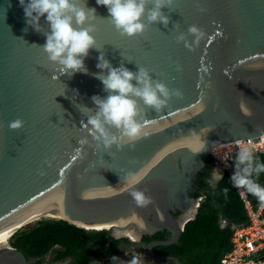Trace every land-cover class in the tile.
<instances>
[{
  "label": "water",
  "instance_id": "1",
  "mask_svg": "<svg viewBox=\"0 0 264 264\" xmlns=\"http://www.w3.org/2000/svg\"><path fill=\"white\" fill-rule=\"evenodd\" d=\"M76 3L96 29V47L84 60L87 72L72 74L43 50L50 32L45 17L39 25L26 22L19 0H0V234L46 213L63 215L85 230L105 223L118 233L130 228L137 240L167 230L170 236L148 242L143 255L181 264L152 251L176 242L197 213L193 204L173 216L174 201L196 185L212 147L264 136V0H166L161 8L166 25L147 20V9L154 7L148 3L141 21L146 27L132 37L115 29L108 9L96 0ZM191 26L198 32H189ZM101 55L113 67L134 73L146 68L153 84L162 82L170 92L159 111L131 97L147 135L120 148H104L85 127L97 112L92 97L109 94L96 78ZM16 119L23 124L14 130L9 124ZM191 130L204 141L198 153L185 139ZM159 170L167 174L163 194L150 183ZM136 189L153 203L137 207L130 195ZM133 212L139 223L131 220ZM0 264L30 261L9 242L0 245Z\"/></svg>",
  "mask_w": 264,
  "mask_h": 264
},
{
  "label": "clouds",
  "instance_id": "2",
  "mask_svg": "<svg viewBox=\"0 0 264 264\" xmlns=\"http://www.w3.org/2000/svg\"><path fill=\"white\" fill-rule=\"evenodd\" d=\"M165 2L166 0H96L98 5L108 9L115 29L121 35L129 37L144 31L146 25L141 21L148 3H153L154 7L147 9V20L162 22L166 25L168 18L161 13ZM167 2L170 3L171 0H167ZM19 4L24 10L26 22L32 20L35 25H39L40 17H45L49 24L50 32L46 35V43L42 46L48 59L61 65L63 72L86 73L84 60L89 51L96 47V39L93 35L96 29L89 22L90 18L86 12L77 7L76 0H28L27 4H25V0H19ZM91 11L95 13L94 8ZM34 13L35 17H33ZM35 30L39 32L40 28L36 27ZM189 32L197 33L198 29L196 26H191ZM179 39H183V36L178 37ZM98 60L96 67L100 69V72L96 74V78L101 80L104 89L109 94L103 99L99 96L92 97L97 112L88 118L85 127L88 135L102 143L104 148H110L114 144L120 148L122 143L136 141L147 135L146 125H142L136 119L139 115L137 101L131 97L142 98L145 105L152 106L159 111L166 104V100L162 97H169L170 92L162 82L153 84L146 68L140 67L134 73L123 66L113 67L109 61L104 59L103 55ZM134 80L135 84L132 83ZM172 93L176 96L182 95L175 89L172 90ZM247 114L251 115L250 112ZM22 124L21 119H16L10 122L9 127L15 130L21 128ZM111 128L118 130L120 135L114 134ZM205 129H202L201 133ZM207 129H211V127ZM201 133L198 134L195 130H191L190 135L185 138L192 146L193 152L198 153L204 148ZM85 142L80 141V143ZM237 159L240 164H247V166L243 168L242 174H233L234 185L246 187L248 192L264 202V186L257 182L260 173L264 172V164L255 163L253 165L255 156L249 147H242ZM216 176L217 179L223 178L218 173ZM224 191L227 193L228 190L224 189ZM130 195L139 208H146L153 203V198L146 195L145 191L132 190ZM131 220L139 223L134 212ZM112 259L117 258L113 257ZM141 259L142 255L139 254L128 264H138V260Z\"/></svg>",
  "mask_w": 264,
  "mask_h": 264
},
{
  "label": "trees",
  "instance_id": "3",
  "mask_svg": "<svg viewBox=\"0 0 264 264\" xmlns=\"http://www.w3.org/2000/svg\"><path fill=\"white\" fill-rule=\"evenodd\" d=\"M255 163L264 164V151L255 152ZM237 154H230L231 167L243 173L247 164H240ZM205 165L196 177L197 191L194 198L203 195L204 199L197 208L195 217L184 224L178 240L169 245H156L152 248L157 255L176 257L181 264H219L220 258L231 248L232 226L246 222L243 203L236 192L230 177L225 173L222 179L210 183L213 172L211 154L203 157ZM264 186V172L257 181ZM224 189H227L225 193ZM246 189V187H245ZM250 202L255 205L259 199L246 189ZM49 217V216H48ZM42 218V217H41ZM226 223L223 227L220 220ZM28 225V224H27ZM26 226V225H25ZM18 229L10 238L11 246L19 249L30 264H41L49 252L50 262L69 259L68 264H92L99 257L118 258L120 246L132 243L124 237L114 238L105 230H85L63 219H41L28 227ZM168 231H157L144 235V243L152 239H167ZM116 260V259H115ZM174 264L173 261H161ZM138 264H157L139 261Z\"/></svg>",
  "mask_w": 264,
  "mask_h": 264
},
{
  "label": "built area",
  "instance_id": "4",
  "mask_svg": "<svg viewBox=\"0 0 264 264\" xmlns=\"http://www.w3.org/2000/svg\"><path fill=\"white\" fill-rule=\"evenodd\" d=\"M242 147H249L253 153L264 151V137L242 138L220 143L211 148L210 154L217 167V173H225L232 177L236 172L228 162L230 154H237ZM233 186L243 203L246 212V222L232 227L230 237L231 248L220 258L219 264H264V202L253 205L246 193L245 187ZM204 196L197 197L194 208L197 210Z\"/></svg>",
  "mask_w": 264,
  "mask_h": 264
},
{
  "label": "flooded vegetation",
  "instance_id": "5",
  "mask_svg": "<svg viewBox=\"0 0 264 264\" xmlns=\"http://www.w3.org/2000/svg\"><path fill=\"white\" fill-rule=\"evenodd\" d=\"M217 180V176H216V174L214 173V168H213V172H212V174H211V176H210V178H209V182L210 183H215V181ZM167 174L166 173H164V172H162V170H159L156 174H154L153 176H152V179H151V181H150V183L151 184H153L154 185V187H155V185H156V187H155V189L157 190V191H159L160 193H164V191L166 190V188H167ZM152 186L150 185V188H151ZM153 188V187H152ZM154 188H153V190H155ZM197 191V185H191L190 187H189V189L187 190V194H186V196H185V198H183V199H181L180 201L179 200H175L174 201V208H175V211L173 212V216H175V217H178L182 212H184L183 210H184V208H191L192 206H193V204H195V199L197 198H194V194H195V192ZM190 212V211H189ZM160 231H165V230H160ZM167 231V230H166ZM154 233H156V232H154ZM153 233V234H154ZM153 234H143L142 236H141V238L139 239V240H136V241H133V242H131L132 244L129 246V247H135V249H136V252H137V254L139 255H142V257L143 258H145L146 260H144V261H148L149 263H154L153 261H150L147 257H145L144 255H143V247L148 243V242H150V241H153V240H164V239H152V240H150V241H148V242H146V243H144L143 241H142V237L144 236V235H153ZM153 251V250H152ZM162 256H167V255H162ZM120 258V254H119V257L116 259V260H113V261H117L118 259ZM98 259H108V257H99ZM98 259H96V260H98ZM110 259V258H109ZM95 260V261H96ZM61 261H64V264H68V262H69V259H64V260H61ZM112 261V260H111ZM139 261H142V260H138V262ZM144 261H142V262H144ZM59 261H57V262H52V263H54V264H57ZM156 263H158V262H156ZM158 264H162L161 262H159Z\"/></svg>",
  "mask_w": 264,
  "mask_h": 264
},
{
  "label": "bare ground",
  "instance_id": "6",
  "mask_svg": "<svg viewBox=\"0 0 264 264\" xmlns=\"http://www.w3.org/2000/svg\"><path fill=\"white\" fill-rule=\"evenodd\" d=\"M264 137V136H263ZM42 216H49L48 218H55V219H63V215L60 214H53V213H46V214H39L31 219H28L26 221H24L23 223L3 232L0 234V245L2 246H8L9 245V238L20 228H22L23 226L32 223L31 221H33L34 219H37ZM189 217L192 216V213H189V215H187ZM34 222V221H33ZM86 227L87 229H95V230H101V229H105V227H108V229L110 231H112L113 233L117 234V235H125L127 237H129L132 241H136L137 238L135 237V235L133 234L132 230L130 228H127L126 230H124L123 232H114L111 228V226H109L108 224H98V225H93V226H83ZM133 236V237H130Z\"/></svg>",
  "mask_w": 264,
  "mask_h": 264
},
{
  "label": "rangeland",
  "instance_id": "7",
  "mask_svg": "<svg viewBox=\"0 0 264 264\" xmlns=\"http://www.w3.org/2000/svg\"><path fill=\"white\" fill-rule=\"evenodd\" d=\"M41 219H50L48 218V216H42V218L40 217L37 219H34L33 221H39ZM31 221L32 223L26 225L25 227H28L29 225L33 224L34 222ZM133 237V236H130ZM52 253L49 252L47 255L44 256L43 258V264H54L50 262V257H51ZM138 256L135 247H129L126 246L124 250H120V258L117 261H111L108 259H98L96 261H94L92 264H128L129 261H131L134 257ZM142 261L146 260L145 258L142 257L141 259ZM57 264H64V261H59Z\"/></svg>",
  "mask_w": 264,
  "mask_h": 264
},
{
  "label": "crops",
  "instance_id": "8",
  "mask_svg": "<svg viewBox=\"0 0 264 264\" xmlns=\"http://www.w3.org/2000/svg\"><path fill=\"white\" fill-rule=\"evenodd\" d=\"M225 223H226V222H225L224 220H222V219L220 220V225H221V227H223V226L225 225ZM234 226H235V225H234ZM232 227H233V226H232ZM125 247H126V246H125L124 244H122V245L120 246V250H121V249L124 250ZM144 262H147V261H144ZM151 263H152V262H151ZM158 263H159V262H158ZM158 263H157V264H158ZM162 264H163V263H162Z\"/></svg>",
  "mask_w": 264,
  "mask_h": 264
}]
</instances>
